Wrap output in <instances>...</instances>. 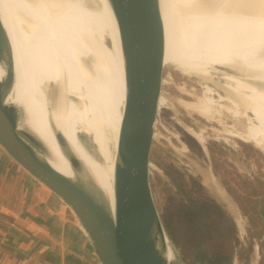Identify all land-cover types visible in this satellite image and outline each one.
Here are the masks:
<instances>
[{
	"label": "bare ground",
	"instance_id": "obj_1",
	"mask_svg": "<svg viewBox=\"0 0 264 264\" xmlns=\"http://www.w3.org/2000/svg\"><path fill=\"white\" fill-rule=\"evenodd\" d=\"M22 1L0 0V15L12 45L16 71V96H9L7 100L18 110L15 130L20 133L30 127L46 147L49 163L58 172L71 177L68 164L39 112L40 107L29 99L23 86L27 76L40 88L43 86L44 90L52 83L57 90L54 110L52 107L50 112L53 124L92 174L107 203L113 207L112 167L125 105L122 83L118 85V78L122 82L123 76L114 17L104 0H47L49 3L45 11L54 14L55 21L51 17L39 21V24L37 22V35L43 43V52L37 49L33 62L29 61L24 70L28 60L21 51L22 33L12 9L14 2ZM179 1L176 3L182 2ZM195 1L186 0L183 10L187 12L182 15L184 23L187 22L185 28L190 26L193 39H190L187 48L173 51L170 41L171 9L175 7V0H160L164 24L163 59L177 69L193 72L203 79H210L208 75L211 71L223 72V79L232 84V87H225L234 97L233 115L247 124L241 140L264 151V0H202L204 4L201 5ZM19 8L33 17L35 8L27 3ZM68 50L72 52L67 54ZM83 63L86 68L80 66ZM167 64L163 63V66ZM2 73L0 68V77ZM35 92L40 93L38 90ZM112 92H116L115 109L111 103ZM71 97L75 102L71 101ZM240 109L242 112L238 111ZM193 110L202 117H211L209 102H200ZM103 111L108 116H104ZM246 111L251 113V118ZM102 128L115 135L106 159L102 148ZM80 132L93 138L99 160L92 159L83 149L78 141ZM133 135L143 147L145 136L140 125H133ZM210 184L217 189L213 178H210ZM216 195L223 199L220 193Z\"/></svg>",
	"mask_w": 264,
	"mask_h": 264
},
{
	"label": "water",
	"instance_id": "obj_2",
	"mask_svg": "<svg viewBox=\"0 0 264 264\" xmlns=\"http://www.w3.org/2000/svg\"><path fill=\"white\" fill-rule=\"evenodd\" d=\"M25 1L28 6L35 8L33 17L27 16L19 8L21 4H26ZM104 1L114 17L119 37L123 77L122 82L118 78V85L121 86L122 83L125 100L122 109L123 123L118 130L112 167L113 207L107 203L104 192L92 174L53 124L50 112L52 107L54 110L57 90L52 83L44 90L43 86L40 88L27 76L23 86L29 99L40 107L39 112L68 164L71 177L58 172L49 163L46 147L30 127L20 133L15 130L18 110L12 103H7V100L9 96H16V71L12 45L1 15L0 68L3 73L0 77V149L65 209L90 244L100 264H185L181 258L182 247L163 222L153 198L145 166L146 162L150 164L151 138L145 139L146 144L142 147L133 135V125H140L147 135L149 130H154L156 124L164 49L160 0ZM177 1L179 0L173 2L175 7L171 9L173 17L170 41L173 51L180 47L187 48L193 39L189 32L190 26L185 28L187 22L184 23L182 17L183 12H187L183 10L186 0H180V4ZM195 2L197 5L204 4L202 0ZM48 3L47 0H23L12 4L15 21L25 27L21 51L28 63L25 62L24 70L29 61L33 62L32 58L37 49H42L43 52V45L40 47L36 44L39 40V21L51 17L55 21L56 16L45 11ZM26 28H31V31L26 32ZM40 29L42 33L45 32L41 27ZM70 52L68 50L67 54ZM84 65L80 64L86 68ZM180 72L194 74L182 70ZM73 79L77 84V80ZM41 84L40 82V86ZM50 87L55 90L54 96L50 93ZM37 90L39 94L35 92ZM70 99L75 102L74 98ZM80 135L90 139L93 152L86 148ZM78 138L86 153L92 159L99 160L93 138L81 132ZM172 244L179 249L181 257L178 252L175 255Z\"/></svg>",
	"mask_w": 264,
	"mask_h": 264
},
{
	"label": "rangeland",
	"instance_id": "obj_3",
	"mask_svg": "<svg viewBox=\"0 0 264 264\" xmlns=\"http://www.w3.org/2000/svg\"><path fill=\"white\" fill-rule=\"evenodd\" d=\"M24 28L19 25L22 40ZM36 44L41 47L40 38ZM222 73L211 71L210 79H203L163 66L155 128L147 135L143 129V147L148 138L152 143L145 166L158 212L183 257L174 244L173 251L185 264H204L203 255L217 261L216 253L228 256L229 264H264V151L241 140L247 124L233 115L234 97L225 87L232 84ZM49 90L54 96L55 90ZM111 94L115 109L116 92ZM200 102H209L211 117L193 110ZM80 137L93 152L90 139ZM101 140L106 159L115 135L104 129Z\"/></svg>",
	"mask_w": 264,
	"mask_h": 264
},
{
	"label": "crops",
	"instance_id": "obj_4",
	"mask_svg": "<svg viewBox=\"0 0 264 264\" xmlns=\"http://www.w3.org/2000/svg\"><path fill=\"white\" fill-rule=\"evenodd\" d=\"M0 264H100L65 209L1 149Z\"/></svg>",
	"mask_w": 264,
	"mask_h": 264
},
{
	"label": "trees",
	"instance_id": "obj_5",
	"mask_svg": "<svg viewBox=\"0 0 264 264\" xmlns=\"http://www.w3.org/2000/svg\"><path fill=\"white\" fill-rule=\"evenodd\" d=\"M214 257H216L218 260L212 261V259L210 260L205 255H203V257H200V258L204 264H229V258H228V256H226L224 254L216 253V254H214Z\"/></svg>",
	"mask_w": 264,
	"mask_h": 264
}]
</instances>
